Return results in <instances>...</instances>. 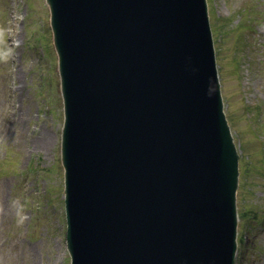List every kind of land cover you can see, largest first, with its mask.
<instances>
[{
  "label": "water",
  "instance_id": "95a60500",
  "mask_svg": "<svg viewBox=\"0 0 264 264\" xmlns=\"http://www.w3.org/2000/svg\"><path fill=\"white\" fill-rule=\"evenodd\" d=\"M71 264H235L239 153L207 0H46Z\"/></svg>",
  "mask_w": 264,
  "mask_h": 264
},
{
  "label": "rangeland",
  "instance_id": "374dc122",
  "mask_svg": "<svg viewBox=\"0 0 264 264\" xmlns=\"http://www.w3.org/2000/svg\"><path fill=\"white\" fill-rule=\"evenodd\" d=\"M207 3L240 157L235 264H264V0ZM63 124L46 0H0V264H71Z\"/></svg>",
  "mask_w": 264,
  "mask_h": 264
},
{
  "label": "bare ground",
  "instance_id": "6f19581e",
  "mask_svg": "<svg viewBox=\"0 0 264 264\" xmlns=\"http://www.w3.org/2000/svg\"><path fill=\"white\" fill-rule=\"evenodd\" d=\"M20 119H21V117H20ZM20 119H19V120H20ZM236 148H237V151H238V147H237V145H236ZM235 259H236V257H235Z\"/></svg>",
  "mask_w": 264,
  "mask_h": 264
}]
</instances>
